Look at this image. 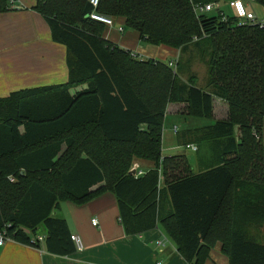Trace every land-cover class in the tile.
Instances as JSON below:
<instances>
[{"label": "trees", "instance_id": "1", "mask_svg": "<svg viewBox=\"0 0 264 264\" xmlns=\"http://www.w3.org/2000/svg\"><path fill=\"white\" fill-rule=\"evenodd\" d=\"M211 2L100 0L95 9L154 46L185 54L205 40L200 88L195 77L180 81L178 63L174 70L139 60L105 40L107 25L89 18V0H36L32 9L65 47L68 78L0 98V233L38 247L42 227L49 253L73 254L67 223L54 211L111 193L126 236L159 228L189 264H204L217 243L228 264H264L258 228H247L248 217L264 227V26L195 12ZM11 6L0 0V13ZM214 99L226 104V119L178 138L196 146L197 172L184 155L163 157L167 108L211 121ZM134 161L151 167L135 177Z\"/></svg>", "mask_w": 264, "mask_h": 264}, {"label": "crops", "instance_id": "2", "mask_svg": "<svg viewBox=\"0 0 264 264\" xmlns=\"http://www.w3.org/2000/svg\"><path fill=\"white\" fill-rule=\"evenodd\" d=\"M10 1L13 2L10 9L0 13V98L19 90L65 83L68 78L65 47L53 42L48 24L32 9L36 0H9V3ZM234 1L243 2L247 12L253 13L257 20L264 22V8L246 0H216L217 13L235 16L234 9L229 5ZM112 21L113 26L105 27L102 37L131 52L139 60L157 61L161 55L175 58L174 63L169 62L177 64L185 57L178 49L154 46L140 40L138 33L133 30L126 29L125 32L124 19ZM31 72L33 74L30 77ZM36 83L39 85H35ZM175 110L176 107L170 105L166 115L179 114ZM224 113L227 115V106ZM190 126L188 129H195L193 123ZM177 141V145L168 147L167 152L174 150L170 154L185 156L184 152H180L182 143ZM261 142L264 172V122ZM173 155L164 156L162 153L163 157ZM198 163L203 161L198 162L195 156L196 168ZM143 164V170L151 167L149 163ZM53 216L63 219L70 234L80 238L82 251L76 250L67 256L49 253L45 249L46 230L43 229L42 233H38L37 238H42L38 240V247L10 239L4 240L0 245V264H189L159 228L136 236H126L119 223L116 199L111 193H105L83 205L62 202ZM92 220H96L95 226L92 225ZM158 242H162V245L158 246ZM212 251L223 259L221 264H228V258L221 253L220 243L210 253ZM210 253L208 260L211 258Z\"/></svg>", "mask_w": 264, "mask_h": 264}, {"label": "rangeland", "instance_id": "3", "mask_svg": "<svg viewBox=\"0 0 264 264\" xmlns=\"http://www.w3.org/2000/svg\"><path fill=\"white\" fill-rule=\"evenodd\" d=\"M209 4V3H208ZM217 13V11H212V12H208L207 15H215ZM125 32H127V30L125 29ZM208 53V43L205 40H200L199 41V45L197 47H191L188 52H185V57L181 58L178 62L179 66L178 68H180V81L182 82H186L187 78L190 77H195V83L196 86L200 87V88H204L205 84H206V76H207V68H206V56ZM157 61L160 62H169V61H175V58L170 57L168 58L167 56H161L159 58H157ZM175 65L173 64L171 68H173L175 70ZM33 73H30V77ZM34 84V83H33ZM35 85H39V83H36ZM36 87V86H35ZM38 87V86H37ZM82 87H78L77 90L81 89ZM71 93L74 92V90L70 91ZM219 100H213V112H212V119L210 120H206V119H196V118H191V117H187L186 115L183 116L181 114H175V115H170L167 114L163 120V130H162V135H163V146H162V153L164 156L166 155H173L170 154L172 153L167 152L168 151V147H172V146H176V141L179 140L178 138L180 137V135L188 130L189 127H191L190 125L193 123L195 126V128L200 127V126H204V125H208L210 123H212V121L215 120H225L227 115L224 113L225 110V106L222 102L220 103ZM177 111L178 109V113H180L182 106L177 105L175 106ZM184 114V113H183ZM176 127V134L174 133L173 129ZM178 142V141H177ZM184 143H191L189 141H183ZM207 149V148H206ZM208 150V149H207ZM180 152H184L191 168L193 171L197 170L196 166H195V156L196 153H192L191 151L185 149L184 146H182V148H180ZM200 157L202 156L203 160H207L205 157L208 156V152H203L200 153L199 152ZM192 162H194L192 164ZM139 166V168L141 170L142 167H144V164L138 161H134L132 168H134V165ZM140 163V164H139ZM141 166V167H140ZM131 171V169H130ZM249 220H253V221H249ZM261 220H254L251 217H248V221H247V228L250 229V232L253 234L254 231L256 229L259 232V235H255L259 238H261L260 240L262 242H264V227L259 228L256 224V222H260ZM42 227H40L38 229V233H42ZM210 259L206 262V264H221L222 260L219 256L213 254V251L210 253ZM205 264V263H204Z\"/></svg>", "mask_w": 264, "mask_h": 264}, {"label": "built area", "instance_id": "4", "mask_svg": "<svg viewBox=\"0 0 264 264\" xmlns=\"http://www.w3.org/2000/svg\"><path fill=\"white\" fill-rule=\"evenodd\" d=\"M248 3L253 2L252 0H246ZM100 0H89V4L91 5V7L93 8V11L89 14V18L91 20L100 22L102 24H105L109 27L113 26V21L112 19L99 15L95 12V9L98 7ZM13 2L10 1V5H12ZM230 7H232L234 9L235 12V16L241 20L242 22H251V21H255L256 23L260 24L261 26H264V22L263 21H259L256 19V17L254 16L253 13H249L247 12L243 2L241 1H234L231 2ZM218 11V6L215 3H210V4H206V5H195V12L198 15H204L207 14L208 12H212V11ZM120 30V28H119ZM173 65L172 62L169 63V66L171 67ZM174 131L176 132V128H174ZM186 149H190L192 151H196V146L194 145H186L185 146ZM136 164V163H135ZM131 171H133V176L137 177L143 174L142 170L139 168V166L134 165V168H131ZM97 222L96 220H92V225H96ZM8 239L6 234L4 232L0 233V245L4 242V240ZM42 238H38L37 240H41ZM71 241L73 242L75 249L77 251H82L83 250V246L81 243L80 238L77 235H71L70 236ZM158 246L162 245V242H158L157 243Z\"/></svg>", "mask_w": 264, "mask_h": 264}, {"label": "water", "instance_id": "5", "mask_svg": "<svg viewBox=\"0 0 264 264\" xmlns=\"http://www.w3.org/2000/svg\"><path fill=\"white\" fill-rule=\"evenodd\" d=\"M129 173H130L131 175H133V171H130Z\"/></svg>", "mask_w": 264, "mask_h": 264}]
</instances>
